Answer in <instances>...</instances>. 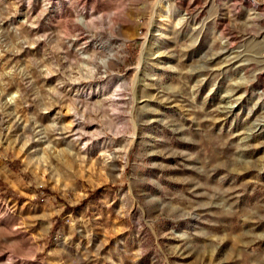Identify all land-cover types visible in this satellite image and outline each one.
Instances as JSON below:
<instances>
[{"label": "rangeland", "instance_id": "rangeland-1", "mask_svg": "<svg viewBox=\"0 0 264 264\" xmlns=\"http://www.w3.org/2000/svg\"><path fill=\"white\" fill-rule=\"evenodd\" d=\"M0 264H264V0H0Z\"/></svg>", "mask_w": 264, "mask_h": 264}, {"label": "bare ground", "instance_id": "bare-ground-1", "mask_svg": "<svg viewBox=\"0 0 264 264\" xmlns=\"http://www.w3.org/2000/svg\"><path fill=\"white\" fill-rule=\"evenodd\" d=\"M144 50V49H143ZM143 53V52H142Z\"/></svg>", "mask_w": 264, "mask_h": 264}]
</instances>
